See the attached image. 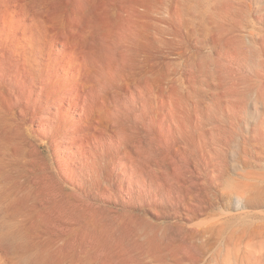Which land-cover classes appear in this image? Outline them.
<instances>
[{"label": "bare ground", "instance_id": "obj_1", "mask_svg": "<svg viewBox=\"0 0 264 264\" xmlns=\"http://www.w3.org/2000/svg\"><path fill=\"white\" fill-rule=\"evenodd\" d=\"M264 264V0H0V264Z\"/></svg>", "mask_w": 264, "mask_h": 264}, {"label": "clouds", "instance_id": "obj_2", "mask_svg": "<svg viewBox=\"0 0 264 264\" xmlns=\"http://www.w3.org/2000/svg\"><path fill=\"white\" fill-rule=\"evenodd\" d=\"M4 247L12 261V264H32L36 253L32 252L24 256V241L19 234H12L7 238Z\"/></svg>", "mask_w": 264, "mask_h": 264}]
</instances>
